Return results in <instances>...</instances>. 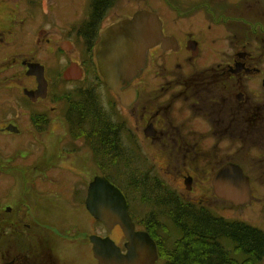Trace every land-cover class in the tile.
I'll return each mask as SVG.
<instances>
[{
	"label": "flooded vegetation",
	"instance_id": "af4514ba",
	"mask_svg": "<svg viewBox=\"0 0 264 264\" xmlns=\"http://www.w3.org/2000/svg\"><path fill=\"white\" fill-rule=\"evenodd\" d=\"M121 1L128 7L122 14L112 13ZM61 3L71 5L73 12L65 8L62 15H53ZM151 6L160 7L161 14L153 11L161 19L162 31L153 21L143 46L123 45L134 33L118 23L140 10H152ZM147 28L143 19L140 32L146 33ZM130 48L134 55L128 57ZM142 54L145 60L139 71L124 80L116 77L122 84L119 92L100 78L102 68L113 74V69L137 64ZM73 67L83 76L75 78L78 73L71 72ZM263 69L264 0H0L1 174L5 175L6 162L20 158L15 152L20 142L12 148V140L3 141L4 136L49 134L52 138L53 124L64 131L62 135L69 134L67 145L59 137L49 149L45 144L42 150L31 148L22 155L26 162L22 160L16 173H10L11 189L23 197L0 209V264H98L90 240L99 234L98 220L87 208L88 218L83 219L75 211L76 203L70 206L73 212L55 206L44 219L37 211L47 209V196H38L40 182L78 177L66 172L65 163L73 171L79 160L98 164L103 161L101 145L109 151L110 161L118 146L115 141L120 132L106 122L100 124L96 101L85 95L84 109L68 110L69 91L75 95L82 91V96L103 84L114 91L108 100L117 93L124 105L129 91L138 86L136 96L124 105L126 115L119 119L134 124L133 114L139 112L141 126L126 129L128 143L119 147L121 159H131L134 145L141 160L166 165L162 168L169 180L191 177L202 182L211 177L212 135L220 140H226L229 133L245 139L251 136L256 171L253 191L260 199L264 192V92L250 90L249 82L255 80L263 87ZM67 84L72 90H67ZM4 92L9 96L5 98ZM99 134H105L106 143L101 144ZM39 166L46 173H35ZM135 222L138 229L146 228ZM151 231H159L149 229L159 246ZM260 262L264 263V256Z\"/></svg>",
	"mask_w": 264,
	"mask_h": 264
},
{
	"label": "rangeland",
	"instance_id": "374dc122",
	"mask_svg": "<svg viewBox=\"0 0 264 264\" xmlns=\"http://www.w3.org/2000/svg\"><path fill=\"white\" fill-rule=\"evenodd\" d=\"M70 7L71 5L69 4L61 3L58 7H55L53 9L52 11L53 15L54 14L62 15L64 13L63 9L65 8L67 9V12L72 13L73 11L70 10ZM127 7L128 5L125 4L123 1H121L117 5V7L112 11V13L122 14L123 11ZM151 9L159 12L160 14L162 13L160 11L159 6H151ZM262 72L264 73V69ZM249 83H250V86H249L250 90H254V89L259 90L261 88L264 92L262 85L260 87V85L257 84V81L252 80ZM78 85L82 86L83 82L79 83ZM67 90H72L71 84H67ZM98 90L102 91L100 87L98 88ZM3 94L5 98L9 96L8 92H4ZM259 94H260L259 95V98H260L261 93ZM103 99L107 100V98L104 96H103ZM116 108H117V110H115L116 116L117 114L120 115L122 111L124 114L125 112L128 111L124 109V107L120 104L117 97H116ZM110 111L113 114V109H110ZM133 115H134L133 117L134 119H132V122L135 125L130 123L131 126H128V127H132L133 130H135V126H141V122L139 120L140 113L134 112ZM116 116H113V117H116ZM53 126L55 127V133L53 134L52 138H48L49 134L47 136H38V137L33 136L34 134L19 135V138L16 135L12 137L4 136L3 141L12 140L13 142L12 148H14L17 142H20V145L15 150L17 156L18 157L20 156V158L18 160H15L12 164L10 162L5 163V166H4L5 175L4 176L0 172V209L1 207H3L4 205L8 203H10L11 205L15 204L17 202L16 199L20 200V198L23 197L21 193L19 196L17 195L16 192L18 190L11 189L10 181L12 178L9 176L10 173H16V170H15L16 166L19 165L22 162V160L26 162V160L22 158L23 154H27L31 148H35V149L40 148L42 150L43 144L47 145L48 149L51 147H54L58 143L57 138L59 137H62L61 142L64 145L67 143L68 139L65 137L66 136L69 137V134L62 135L64 131H62V129H60V127L57 124H53ZM125 134L127 135V133L124 130H121L122 145H125L128 143ZM211 138L212 139H211L210 169L212 171V174L214 170L220 164L225 163L229 160L230 161L235 160L236 162H240V164L242 163L241 165L245 167V170L249 174L250 177L256 178V175H255L256 171H254V166H252V150H251L254 139L252 140L251 136L246 135V139H245L239 135L229 133L224 137L226 138V140H220L217 135L216 137L212 135ZM64 145H61V146H64ZM130 151H131L130 158H132V160L129 163V165L120 166V169H118L117 167H110V169H108L107 167H103V169L104 171H106V174L111 178L113 183H115L117 186H119L122 189L126 188L128 190L127 192L129 194V198L132 200L131 207H132L133 212H136L137 214H140L143 217L145 215L147 216L148 214L152 212L156 213V217L165 225V228L162 231L167 236H168L169 229H172V234H171V237L169 238H170L171 243H173L174 242L173 240L176 238H179L182 232H180L178 227L172 224L170 217H168L165 213H163L165 212V208H159L157 210H155L156 208L155 209L153 208L155 206H163V205L156 204L154 202L144 201L141 198H137L138 196H140L139 190L138 191L136 189L135 191L131 190L128 184V181L126 179L127 176H125V175H128L130 176V179H131V177L135 175L134 177L135 179L142 180L140 179V176H142L141 173H146V170H149V167L151 164L153 165H156V164L151 159H150L151 161L150 160L144 161L143 159L141 160L140 158H138V151L135 149L134 145H131ZM130 151H125L126 155L129 154ZM66 155L67 154H65L64 156ZM12 165L14 167V170L11 167ZM70 165L71 164L69 163H65V166L67 167L66 172L68 173L71 172L72 174H75V175L77 174L78 177H73V179H69L67 181H61V182L60 181H57V182L45 181V182L39 183L38 188L41 193L38 196H45V195L47 196L46 201L41 200L42 203L44 201L46 203L44 207H46L47 209L43 208L44 211H46V213L43 211L42 207L37 210L38 213L41 214L43 219H44V216H48L49 213L50 215L52 214V212L55 210V206L57 207L61 206L63 210H65L64 206H66L67 211L73 212L70 209V206L72 204L75 205V203L77 204V206L75 207V209L77 210L75 211L80 216V218L82 219L88 218L87 213H85L86 211L83 207V198L86 192L88 181H90L95 174L97 173L101 174L102 172L101 166L100 168H98L94 163H91L90 160L89 162L86 161V163L79 160L76 162V165L74 166V168H77L79 170L76 172L70 169ZM162 166H166V165H162ZM122 168H123V172H122ZM150 171L151 172H149V178H146V180H148L146 181V184L148 186L145 187V190H144L145 194L148 197L157 198L158 194L154 191L153 189L154 186H158L161 189L160 192L164 191V193H167V190L165 188L166 186L168 188H172L178 191L183 198L187 200L195 201V203H193L194 205L200 208L210 209L215 215H223L228 219L244 220L253 225L258 224L259 226L256 225L258 227H260V224L264 225V206H263L264 205V192H262V190L260 191L262 192L260 195L261 197L260 199L255 197V193L253 191V186H255V184H253L252 186V193H251L252 198L248 201V203H244L243 205H235L231 201L223 200L215 195L210 178H207L206 181H202V182L194 181L192 183V186H193L192 190H188L184 181L182 180L167 181L165 179L164 181L165 186L161 184L158 185L156 183L158 181H155L156 179L155 177H156V174L161 177L163 173L162 170L158 167V165H156L155 168ZM18 172L23 173V171L20 169L18 170ZM156 172H159V173H156ZM35 173L44 174L46 173V171L44 170V167L39 166L35 169ZM19 191L21 192L20 188H19ZM42 193L45 195H41ZM60 194H63L62 199L58 198ZM25 211L29 213V209L26 208ZM7 215L8 216L12 215V211L7 213ZM97 229L100 235L107 234L106 228L101 221H98ZM114 237L116 238L117 240L116 242L119 245L121 244L125 245V241H124L125 238L119 229H117L114 232ZM227 246L231 248V252L229 251L230 254L232 255H234V253L238 254V251L233 250L231 243H228Z\"/></svg>",
	"mask_w": 264,
	"mask_h": 264
},
{
	"label": "trees",
	"instance_id": "16d2710c",
	"mask_svg": "<svg viewBox=\"0 0 264 264\" xmlns=\"http://www.w3.org/2000/svg\"><path fill=\"white\" fill-rule=\"evenodd\" d=\"M146 181L132 178L128 184L131 190L141 192L148 186ZM165 188L167 193L154 186L157 198L147 197L145 193L140 197L170 207L169 215L181 229L182 235L174 245L161 247L166 264H258L259 254L264 253V235L260 230L243 221L216 216L193 204L181 208L186 203L178 202L175 196H170L168 187ZM123 191L128 195L127 189ZM176 206L178 210L173 209ZM228 243L238 254H230Z\"/></svg>",
	"mask_w": 264,
	"mask_h": 264
},
{
	"label": "water",
	"instance_id": "95a60500",
	"mask_svg": "<svg viewBox=\"0 0 264 264\" xmlns=\"http://www.w3.org/2000/svg\"><path fill=\"white\" fill-rule=\"evenodd\" d=\"M146 17L151 22L155 14L149 11L139 12L135 17V25H139L140 20ZM187 184L190 188L191 180ZM213 185L217 196L232 200L235 204L245 203L250 198V178L237 163L229 162L220 167L213 177ZM86 205L97 219L106 224L109 231L118 224L128 238L127 251L124 253L110 237L91 236L99 264L156 262L158 252L155 241L146 231L136 230L124 193L107 177L96 176L90 182Z\"/></svg>",
	"mask_w": 264,
	"mask_h": 264
}]
</instances>
